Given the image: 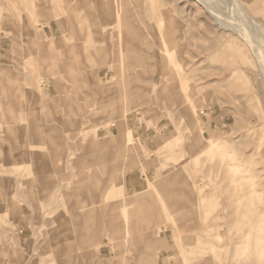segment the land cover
Returning a JSON list of instances; mask_svg holds the SVG:
<instances>
[{
    "label": "rangeland",
    "instance_id": "obj_1",
    "mask_svg": "<svg viewBox=\"0 0 264 264\" xmlns=\"http://www.w3.org/2000/svg\"><path fill=\"white\" fill-rule=\"evenodd\" d=\"M103 1L0 0V264H264L255 58L193 0H141L121 52Z\"/></svg>",
    "mask_w": 264,
    "mask_h": 264
},
{
    "label": "bare ground",
    "instance_id": "obj_2",
    "mask_svg": "<svg viewBox=\"0 0 264 264\" xmlns=\"http://www.w3.org/2000/svg\"><path fill=\"white\" fill-rule=\"evenodd\" d=\"M193 1L198 5V8L200 10H203V12L205 14H207V16L212 20L213 24L216 26V28L219 31H221L220 36L225 37L226 40H228V38L230 37L231 42L233 44L237 43V45H236L237 47L243 48L245 46V48H247L246 50L248 52H250L251 56L254 57L256 62H257L258 75H259L261 84L264 88V23L259 21L258 19H256V17H254L253 15L249 14V12L247 11V9L245 7L246 4L248 5V1L247 0H193ZM140 2H141V0H112L111 2L103 1L101 3L103 8H105L106 12L110 11L111 4L115 7V9L117 11L116 20L120 24V31L118 33V37H119L118 41H119L121 52H123V48L125 45L123 38L126 36V34H129L134 39H136L139 37L138 36L139 28L136 26V24L137 25L138 24L146 25L144 18L141 17L142 12H139L140 8H141ZM109 3H110V5H109ZM128 10L132 11V15L130 17H126V13L128 12ZM172 22H173L172 16L160 18L158 20V25H160V26L166 25L161 30L160 35H159V39L162 41L161 44L163 45V48L161 49V53H163L165 56H167V58H169L173 55L175 48H176V38L174 37L175 29L172 26ZM145 39H146V36H140L138 41H139V43L142 44L145 42ZM138 52H140V51L135 50V49L133 50L134 54H137ZM129 53H130V51H129ZM240 58H242V57H240ZM169 61H170V58H169ZM180 67L181 66H179V69H180ZM123 88H125V87H123ZM187 88H189V87H187ZM188 90H189V92L191 91L190 89H188ZM188 90H187V92H188ZM189 92H188V94H189ZM188 96L186 95V97H188ZM125 99L126 100L129 99V97L125 96ZM187 101L191 102V100H189V99ZM195 127H196V125H193L192 129H194ZM133 131H134V129L130 128L129 131H127L124 135L128 134V136H130L131 134H133ZM128 138H130V137H128ZM199 138L200 137L198 136V139ZM210 145H211V147H216V148L220 147V144L213 137H211V139H210ZM246 178L248 180L247 186H249L248 188L250 189V194L252 195L255 193V191L253 190L254 178H251V177H246ZM239 191L240 190H238V193H240ZM160 194H163V192ZM259 201H261V200H259ZM263 202L264 201H262V203ZM253 214H254V212H253ZM238 217H239V215H238ZM247 222H250V221L248 220ZM250 223H252V222H250ZM258 223H259V221H258ZM249 228H251V227H249ZM238 230H239V227H238ZM249 231L251 232V230H249ZM249 237H250V235H249ZM241 239H243V238H241ZM245 240H246V238H245ZM246 242H248V241H246ZM243 244H242V246H243ZM210 247H212V245ZM239 248H240V246H239ZM211 250H212V248H211Z\"/></svg>",
    "mask_w": 264,
    "mask_h": 264
}]
</instances>
